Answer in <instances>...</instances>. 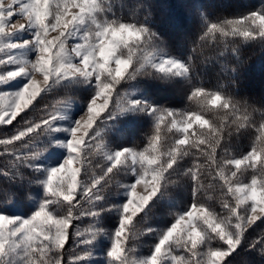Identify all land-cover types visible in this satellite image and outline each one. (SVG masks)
<instances>
[{"label": "snow or ice", "instance_id": "snow-or-ice-1", "mask_svg": "<svg viewBox=\"0 0 264 264\" xmlns=\"http://www.w3.org/2000/svg\"><path fill=\"white\" fill-rule=\"evenodd\" d=\"M256 43L264 0L224 15L202 7L186 55L112 0H0V209L32 204L0 210V264H236L242 251L264 261V99L240 94L227 59ZM198 61L226 79L206 83ZM138 78L179 83L183 107L134 94ZM126 116L148 121L141 143H113ZM175 188L189 199L173 207ZM161 202L174 210L152 226Z\"/></svg>", "mask_w": 264, "mask_h": 264}, {"label": "trees", "instance_id": "trees-1", "mask_svg": "<svg viewBox=\"0 0 264 264\" xmlns=\"http://www.w3.org/2000/svg\"><path fill=\"white\" fill-rule=\"evenodd\" d=\"M255 2L256 0H112V6L118 14L125 17L132 13H136L140 17L148 14L152 27L168 41L171 50L176 54L186 55L188 39L198 30V12L202 7L216 15H224L242 11L245 7L254 5ZM227 59L229 64L238 69L240 94L254 101L264 99V45L258 43L244 45L241 47L238 60L231 56ZM198 72L206 83H215L218 79L222 81L226 79L221 77L220 65L214 61L205 64H200L198 61ZM132 89H137L139 93L148 95L157 103L183 107L185 90L179 83L175 86L162 85L158 82L138 78L130 82L129 90ZM62 94V89L53 90L43 97L40 103H51L55 99L61 98ZM80 94L83 95V93ZM147 123L148 121L143 117H121L117 127L125 135L122 139L113 136V143H141L148 130ZM6 131H10V129L0 128V135ZM0 184H3V178H0ZM170 191L173 197V207L180 206L189 199L186 188H175ZM31 207V202L27 198H23L18 203L5 205L0 210L12 213L16 208L27 213ZM173 210L168 204L161 202L148 217V222L152 226L164 225L169 221V212ZM113 220L114 217L109 218L110 223ZM260 230L261 228H257L256 232L258 233ZM150 242L151 237L144 240L141 247L146 250ZM236 264H264V261L256 253L242 251L236 258Z\"/></svg>", "mask_w": 264, "mask_h": 264}, {"label": "rangeland", "instance_id": "rangeland-1", "mask_svg": "<svg viewBox=\"0 0 264 264\" xmlns=\"http://www.w3.org/2000/svg\"><path fill=\"white\" fill-rule=\"evenodd\" d=\"M13 86H14V87H18L19 84L14 82ZM131 91H133L134 94H136V93L138 92L137 89H132ZM53 147L56 148L55 145H54ZM49 151L52 152V157H51L50 162H53V163H54L57 159L62 158L63 153H62V151H61L60 149L56 148V150H55L54 152L52 151V149H50ZM46 155H47V153H46ZM17 208H18V207H17ZM6 212H9V211H6ZM27 212H28V211H27ZM9 213H10V212H9ZM11 214L25 215L26 212H22V211L17 210V209L15 208L14 211H13ZM94 259H96L97 261H99V260H102V259H103V256H102V254L98 251V252H97V255L94 257Z\"/></svg>", "mask_w": 264, "mask_h": 264}]
</instances>
